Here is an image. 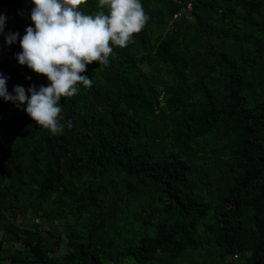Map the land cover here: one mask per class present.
Masks as SVG:
<instances>
[{
    "label": "trees",
    "instance_id": "trees-1",
    "mask_svg": "<svg viewBox=\"0 0 264 264\" xmlns=\"http://www.w3.org/2000/svg\"><path fill=\"white\" fill-rule=\"evenodd\" d=\"M140 2L144 28L62 98L70 129L0 97V264H264V0ZM33 6L0 0L9 93L49 83L5 43Z\"/></svg>",
    "mask_w": 264,
    "mask_h": 264
},
{
    "label": "clouds",
    "instance_id": "clouds-1",
    "mask_svg": "<svg viewBox=\"0 0 264 264\" xmlns=\"http://www.w3.org/2000/svg\"><path fill=\"white\" fill-rule=\"evenodd\" d=\"M87 0H31L34 5L29 13L32 26L25 28L23 36L9 32L5 43L11 45L19 37L21 51L15 53L17 62L49 81L38 88L30 85L27 90L14 85L7 91L8 77L0 73V97L11 101L37 126L50 134H62L71 128L65 120L62 98H71L80 89L92 87L86 66L97 62L108 66L113 46L125 48L139 33L149 17L140 0H98L97 10L85 14L80 6ZM6 17L0 13V33ZM31 79V77H26Z\"/></svg>",
    "mask_w": 264,
    "mask_h": 264
},
{
    "label": "built area",
    "instance_id": "built-area-1",
    "mask_svg": "<svg viewBox=\"0 0 264 264\" xmlns=\"http://www.w3.org/2000/svg\"><path fill=\"white\" fill-rule=\"evenodd\" d=\"M190 8V5H189V3H187L186 5H185V9H189ZM176 16V14H173V17H175Z\"/></svg>",
    "mask_w": 264,
    "mask_h": 264
}]
</instances>
